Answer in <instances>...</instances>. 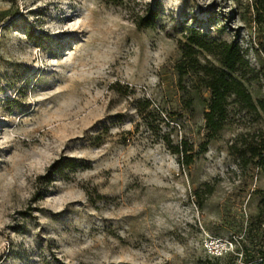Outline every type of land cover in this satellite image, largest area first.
Returning <instances> with one entry per match:
<instances>
[{
	"label": "rangeland",
	"instance_id": "374dc122",
	"mask_svg": "<svg viewBox=\"0 0 264 264\" xmlns=\"http://www.w3.org/2000/svg\"><path fill=\"white\" fill-rule=\"evenodd\" d=\"M191 30L237 44L264 98L258 0H0V264L259 263L264 178L240 152L264 118L233 104L202 147L208 92L175 67Z\"/></svg>",
	"mask_w": 264,
	"mask_h": 264
},
{
	"label": "trees",
	"instance_id": "16d2710c",
	"mask_svg": "<svg viewBox=\"0 0 264 264\" xmlns=\"http://www.w3.org/2000/svg\"><path fill=\"white\" fill-rule=\"evenodd\" d=\"M258 2L264 10V0H258ZM157 15V10L148 9L145 16L136 20V24L138 27H151ZM183 38L184 40L179 43L182 61L177 62L175 66L179 79L182 80L186 75H195L198 87L194 91L204 89L208 92V98L204 99L205 105L202 112L205 130V141L202 147L215 139L224 128L229 108L233 104L264 118V98L256 100L252 98L243 74L249 66L237 44L210 39L197 30L187 31ZM184 104L185 108L191 109L192 99H188ZM151 106V101L145 100L139 104L137 110L146 118L152 114ZM171 149L172 153L178 156L182 166L192 163L195 154H193V147L186 140H180L175 146H171ZM240 153L242 159L254 163L264 178V132L259 134L258 140L247 144ZM56 167H53L54 172L63 167L75 169L76 164L74 160L67 159L61 168ZM259 216L264 219V197L259 204ZM260 223L264 226V221L261 220ZM261 239L262 243L257 250V257L260 261L257 264H264V232Z\"/></svg>",
	"mask_w": 264,
	"mask_h": 264
},
{
	"label": "built area",
	"instance_id": "2783aa9c",
	"mask_svg": "<svg viewBox=\"0 0 264 264\" xmlns=\"http://www.w3.org/2000/svg\"><path fill=\"white\" fill-rule=\"evenodd\" d=\"M209 245H210V249H211L210 250L211 254L212 255H219L218 253H220V251L222 250L220 248L223 247V244L221 242H219L218 240H216V241L210 242Z\"/></svg>",
	"mask_w": 264,
	"mask_h": 264
}]
</instances>
